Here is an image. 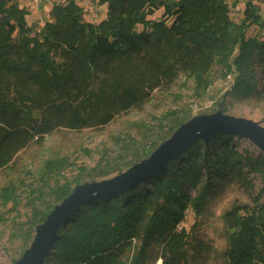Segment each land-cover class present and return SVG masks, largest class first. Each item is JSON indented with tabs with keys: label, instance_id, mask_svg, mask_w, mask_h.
I'll return each mask as SVG.
<instances>
[{
	"label": "trees",
	"instance_id": "trees-1",
	"mask_svg": "<svg viewBox=\"0 0 264 264\" xmlns=\"http://www.w3.org/2000/svg\"><path fill=\"white\" fill-rule=\"evenodd\" d=\"M98 3L106 7L98 23L85 21L83 8L70 0L55 4L37 32L18 0H0V171L60 129H100L142 109L154 92L169 90L181 75L209 88L219 66L237 73L236 95L264 97V38L248 37L252 26L263 25L253 0L247 1L241 23L231 18L225 0ZM159 11L160 21L149 19ZM166 119L165 135L157 137L160 144L152 143L147 158L191 120L182 114ZM233 136L238 135L220 133L196 142L145 183L81 207L59 231L45 263L147 264V247L155 242L161 264H188L189 248L204 246L195 233L217 180L250 169L264 182V158L235 150ZM131 163L130 168L139 162ZM57 166L53 161L47 168ZM84 182L79 177L74 188H61L59 202ZM188 185L200 186L195 196ZM54 209L29 220L31 226L43 224ZM188 210L197 220L190 229L181 226ZM229 215L237 221L228 234L229 264H264V202ZM137 237L142 244L132 261L119 259L117 252Z\"/></svg>",
	"mask_w": 264,
	"mask_h": 264
},
{
	"label": "rangeland",
	"instance_id": "rangeland-1",
	"mask_svg": "<svg viewBox=\"0 0 264 264\" xmlns=\"http://www.w3.org/2000/svg\"><path fill=\"white\" fill-rule=\"evenodd\" d=\"M70 0H41L38 8L28 10L26 20L34 31L50 20L55 4ZM231 8V18L241 23L248 0H225ZM259 7L262 26H252L248 37L264 38V0H253ZM22 8L24 1L18 0ZM83 8L85 21L92 22L93 9L105 17V5L98 0H76ZM106 8V7H105ZM162 11L150 16L160 21ZM138 31L143 27L138 26ZM237 73L228 74L216 66L211 75L209 88L197 87L193 79L181 75L169 90L153 93L142 109H134L120 115L108 126L100 129L73 131L60 129L47 136L43 143H34L21 151L14 161L0 171V264H16L30 248L36 235L31 221H38L51 208L61 205L59 191L68 188L76 178L85 184L99 183L127 172L131 162L147 160L152 143H161L165 135L166 118L182 114L190 119L221 113L236 119L258 123L264 128V97L238 96L234 92ZM158 136H161L159 139ZM231 147L252 158H264V151L249 139L233 136ZM199 142V141H198ZM56 161L59 166L48 170V164ZM138 163V164H139ZM61 165V167H60ZM206 176L204 175V178ZM205 180V179H204ZM199 187L187 186L190 196ZM264 202V182L261 173L246 169L243 175L229 172L217 180L216 188L209 191L204 213L198 220L195 233L204 246L189 248L188 264H229L228 234L237 225L229 212L242 206L253 208ZM246 213L241 211L240 215ZM196 217L188 210L181 224L186 229L195 224ZM142 244L141 237L134 238L131 246L117 252V257L131 262ZM158 243L147 247V264H161ZM52 264V263H45Z\"/></svg>",
	"mask_w": 264,
	"mask_h": 264
},
{
	"label": "water",
	"instance_id": "water-1",
	"mask_svg": "<svg viewBox=\"0 0 264 264\" xmlns=\"http://www.w3.org/2000/svg\"><path fill=\"white\" fill-rule=\"evenodd\" d=\"M220 133L249 139L264 151V128L258 123L232 118L221 113L193 118L161 144L149 159L134 165L127 172L103 182L76 187L61 205L55 207L46 221L36 228L33 243L16 264H45L57 241L59 231L81 207L108 193H120L145 183L164 170L171 161L187 152L196 142H208L211 137Z\"/></svg>",
	"mask_w": 264,
	"mask_h": 264
},
{
	"label": "built area",
	"instance_id": "built-area-1",
	"mask_svg": "<svg viewBox=\"0 0 264 264\" xmlns=\"http://www.w3.org/2000/svg\"><path fill=\"white\" fill-rule=\"evenodd\" d=\"M24 1V5L26 7V9L28 10H33L34 7L38 8L41 4V0H21ZM91 12V19L92 22L94 23H98L101 20V17L99 16V14L97 12H95L93 9L90 10ZM43 27V24L41 25V28Z\"/></svg>",
	"mask_w": 264,
	"mask_h": 264
},
{
	"label": "crops",
	"instance_id": "crops-1",
	"mask_svg": "<svg viewBox=\"0 0 264 264\" xmlns=\"http://www.w3.org/2000/svg\"><path fill=\"white\" fill-rule=\"evenodd\" d=\"M104 9H106L105 6H104Z\"/></svg>",
	"mask_w": 264,
	"mask_h": 264
}]
</instances>
